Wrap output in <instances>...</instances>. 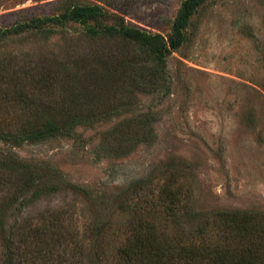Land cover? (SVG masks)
<instances>
[{
	"label": "rangeland",
	"instance_id": "rangeland-1",
	"mask_svg": "<svg viewBox=\"0 0 264 264\" xmlns=\"http://www.w3.org/2000/svg\"><path fill=\"white\" fill-rule=\"evenodd\" d=\"M185 1L0 0V76L10 77L4 90L41 87L65 67V75L51 79L54 102L65 105L67 98L66 106L71 99L106 110L72 135L0 143V162L14 167L0 163V227L11 232L63 212L91 249L93 230L103 224L102 256L117 264L129 235L128 211L138 198L161 199L166 186L179 189L187 214L203 213L219 236L225 226L218 212L264 214V0H208L185 30V43L168 57L164 85L144 91L138 75L149 77L152 61L137 55L124 75L119 65L137 49L89 35L101 22L7 31L57 17L72 2L98 5L108 17L168 41ZM117 66L115 78L102 76ZM20 101L0 102L1 130L25 128L27 103ZM166 220L159 223L163 230L178 229Z\"/></svg>",
	"mask_w": 264,
	"mask_h": 264
},
{
	"label": "trees",
	"instance_id": "trees-1",
	"mask_svg": "<svg viewBox=\"0 0 264 264\" xmlns=\"http://www.w3.org/2000/svg\"><path fill=\"white\" fill-rule=\"evenodd\" d=\"M207 1L186 0L183 3L173 25V36L168 41L160 34L148 33L126 24L122 18L111 15L108 17L106 11L98 5H78L72 2L57 17L35 19L29 24L18 25L7 31L19 33L45 26L64 27L73 22H101L98 25L101 29L95 30L91 27L88 30L89 35L116 38L132 44L137 49L134 56H127L128 58L122 61L123 64L119 65L122 71L124 70V75L128 73L127 69L133 67L128 62L131 59L147 57L152 61V74L149 77L143 73L138 75V87L144 91L148 85L151 87L164 85L168 57L185 43V30L197 10ZM112 17L115 22L111 20ZM137 55L138 58H134ZM117 69L118 66L111 71H105L102 76L115 78ZM62 70L65 75L67 68L61 67L43 80L44 84L38 88L32 86L29 88L22 84L20 86L14 82L20 88L10 86L4 90V86L9 84L10 77L0 76L1 105L9 106L18 100L27 103L23 106V109H27L23 114L27 116L25 128L17 133L13 131L14 128L0 129V143L8 142L17 146L64 137L72 135L79 126L91 124L102 118L101 116L97 119V113L105 114L106 110L97 103L95 107H91L85 102L79 105L70 99L72 105L66 106L67 98L65 105L54 102L51 79H60ZM35 107H38L39 111L34 110ZM86 107L92 111L85 112ZM141 123L144 125L145 122ZM8 162L0 163L11 168L13 163ZM23 179L24 183L30 185L28 182L32 179L30 176H24ZM144 198H138V205L128 211L131 216L129 235L118 249L117 264H264V214L241 211L218 212L215 218L217 217L223 227L225 226L223 235L219 236L217 235L219 233L212 230V223L204 219L203 213L187 214L188 208L182 204L183 198L179 189L166 186L162 189L161 199L145 201ZM144 204H148L147 207ZM58 215L52 216V220L49 221L14 227L11 232L6 228L8 225L0 227V264H106L99 244L104 225L95 226L93 235H96L97 240H94L89 249L79 225L72 221L68 225V217L63 212ZM163 218L167 219L166 221L172 220L174 225H179L178 229L176 227L174 232L163 230L159 224L163 222Z\"/></svg>",
	"mask_w": 264,
	"mask_h": 264
}]
</instances>
